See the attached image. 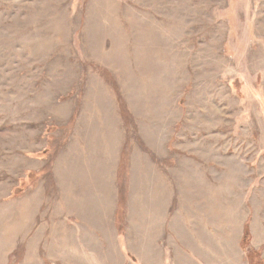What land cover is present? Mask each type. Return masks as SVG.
Returning <instances> with one entry per match:
<instances>
[{
    "label": "rangeland",
    "instance_id": "obj_1",
    "mask_svg": "<svg viewBox=\"0 0 264 264\" xmlns=\"http://www.w3.org/2000/svg\"><path fill=\"white\" fill-rule=\"evenodd\" d=\"M0 264H264V0H0Z\"/></svg>",
    "mask_w": 264,
    "mask_h": 264
},
{
    "label": "crops",
    "instance_id": "obj_2",
    "mask_svg": "<svg viewBox=\"0 0 264 264\" xmlns=\"http://www.w3.org/2000/svg\"><path fill=\"white\" fill-rule=\"evenodd\" d=\"M94 149V147H93ZM109 152V150H106ZM112 158L110 161L116 162V159H114L113 155L114 153H110ZM83 157H86L83 155ZM83 157H77L76 160L81 161L78 163H69L66 168V170L63 169L62 171L55 172V176L58 178L56 180L57 184L61 186V183L64 184V186L67 188L69 185L68 190V202L69 205V211L68 213H75L78 216L79 215H85V211H88V208H92L93 218L97 221L100 219V221H106L109 219V214H113V211H115L114 207L112 205H109L110 203L114 202L115 194L117 193V184H116V178L118 175V168H116L115 165H109L104 166L102 163V166L99 164L91 166L90 170L86 168L87 165H83L87 160L83 159ZM98 160V158L96 159ZM74 172V173H73ZM69 173V177L67 174ZM71 173H73L71 175ZM154 173V172H153ZM150 170H148L147 175H144L143 178H145L144 182V190L140 192L141 185L139 183H134L132 185V188L135 189V192H137V197L134 194L133 202L135 204L134 209H140L139 205V198L141 200L142 198H150V203L154 204L149 206V209H156L160 206L163 199L167 197L166 188L164 184L157 180L155 173L153 174ZM76 174H78L79 177H74ZM80 175L85 177V180L83 178H80ZM159 177V176H158ZM69 178V179H68ZM87 178L90 179V182L87 180ZM70 179L73 183L76 184V186L70 185ZM62 187V186H61ZM61 194V192H60ZM93 198H96V201L92 200ZM163 198V199H162ZM171 196L169 195V201ZM136 199V200H135ZM89 204H93L92 207L89 206ZM125 205V204H124ZM150 214V210H149ZM88 215L82 216L87 217ZM114 216V215H113ZM137 219V217H136ZM140 219V218H139ZM157 221V220H156ZM155 221V222H156ZM146 223L141 222L140 220L136 223V228L138 229V232L142 234V229L145 227ZM155 229V228H154ZM150 232L155 233V230L152 231V229H149Z\"/></svg>",
    "mask_w": 264,
    "mask_h": 264
}]
</instances>
